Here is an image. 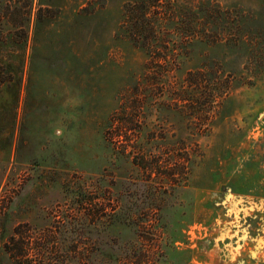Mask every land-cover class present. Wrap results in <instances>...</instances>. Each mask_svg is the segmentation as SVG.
Returning a JSON list of instances; mask_svg holds the SVG:
<instances>
[{
  "label": "rangeland",
  "instance_id": "374dc122",
  "mask_svg": "<svg viewBox=\"0 0 264 264\" xmlns=\"http://www.w3.org/2000/svg\"><path fill=\"white\" fill-rule=\"evenodd\" d=\"M27 239L28 264H264V0H0V264Z\"/></svg>",
  "mask_w": 264,
  "mask_h": 264
},
{
  "label": "trees",
  "instance_id": "16d2710c",
  "mask_svg": "<svg viewBox=\"0 0 264 264\" xmlns=\"http://www.w3.org/2000/svg\"><path fill=\"white\" fill-rule=\"evenodd\" d=\"M134 3L136 6L137 3L136 2ZM155 7L156 6L152 5L151 3H147L146 5H141L139 7H136V9L138 8L137 10L138 15L133 16V18L130 21L133 34L139 38L140 37L143 38L149 50L158 49L157 43L160 38V36H158L159 34L156 32V27L154 22L151 21V15H152L151 11L155 9ZM132 9L134 11V7ZM28 239L22 242L19 247H17L18 249L17 255L12 254L13 260L14 259L19 260L18 264H21L20 259H22L21 261L22 264H28L24 262L26 256L23 253L28 246ZM36 250L38 251V255L40 256V252L42 253L43 247L42 246L40 247V245H36Z\"/></svg>",
  "mask_w": 264,
  "mask_h": 264
}]
</instances>
